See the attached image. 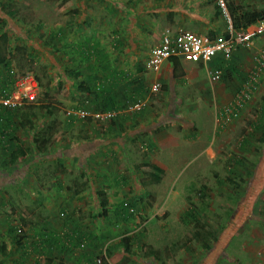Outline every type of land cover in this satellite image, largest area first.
<instances>
[{"label":"rangeland","instance_id":"374dc122","mask_svg":"<svg viewBox=\"0 0 264 264\" xmlns=\"http://www.w3.org/2000/svg\"><path fill=\"white\" fill-rule=\"evenodd\" d=\"M155 1L158 5L160 4L157 8L159 12L149 11L151 9L147 5L149 4L150 7L153 0H94L93 11L98 22L91 26L90 21L77 22L81 13L79 8L84 11L80 4L84 2L77 0H0V3L8 4L7 9L12 8L15 11L13 18L6 16L7 9L0 11L2 19L7 22L5 29L9 32L7 36L12 54L10 56L12 68L16 74L24 72L33 74L39 82L36 98L31 102L22 103L17 113V116L21 114L31 120L34 126V130H19L16 133L22 146L28 148V151L25 156L17 160L16 165L10 171L0 168V258H6L7 262L4 264H15L13 261L10 262L14 258L24 261L26 250L20 245L26 241H32L36 231L49 230L47 219L49 220L50 214H44L41 194L49 185L53 186L60 181L62 173H58L57 170L55 156L57 152L66 150L69 145L76 144L80 139L87 138L85 134H90L93 139V135L103 129L101 123L94 121L90 115L84 120H75L72 124H68L69 112L75 108L86 105L89 113L95 112L89 99H86L88 94L77 90V82L82 81L86 86H93L92 79L98 81L102 78L103 72L109 67L108 60H113V52H118L117 57L126 56V52L129 58L125 64L129 69H136L143 60L140 58V62L138 61L139 54L141 53L140 55L145 58L149 47L157 42V37H153L147 29L141 26L147 19L141 18L138 22L134 20L137 17L135 9L142 13L148 11L145 17L149 19L161 17L166 24L160 26V30L169 26L170 23L167 21L175 17V13L177 17H183L190 26V30L195 32L215 36L213 32L218 31L220 32L218 35H221L227 28L226 16L222 12L219 15L215 13L219 11L216 0H206L200 5L197 4L198 0ZM241 4L249 8L245 3L241 2ZM102 16L113 26H103ZM11 22H14L17 28L13 25L9 26ZM119 22L122 27H116ZM135 28H139L140 31L133 32ZM115 32L119 38L123 35L127 36L122 39V46L118 43L121 39L115 42L118 38L114 36ZM87 36L100 38L102 41L97 43V56L94 57V61L81 64L71 49V42L76 44L77 40H82ZM134 49L140 53L134 54ZM72 70H80L78 80L69 77L68 72ZM239 71L242 76L246 73L241 68ZM104 87L105 89L100 91L103 99L109 98L112 89ZM163 90L161 87L158 93L152 95L150 100L153 104H158L157 100L161 99ZM91 92V95L95 94L94 89ZM256 92L234 118V126H238L233 127L229 133L231 136L229 140H218V146L214 144L213 148L204 143L182 155L175 154L173 158L176 159L171 162V170L167 172L160 187L155 185L156 183L150 176L143 174L137 163L134 165L136 167L129 169L123 176V186L128 184V193L117 197L118 201L109 205V211L104 208V213L99 217H102L106 224H111L113 228L117 220L115 214L121 213L119 205L121 202H127L133 205V215L124 222L133 226L127 224V227L116 235L115 238L119 239L117 243L109 245L104 250L94 251V255L87 258L86 262L91 259L92 263H97V260L106 255V258L112 256L110 258L114 264H136L138 260L133 255L137 251L135 242L131 240L132 254H127L123 250L121 239L127 236L126 232H130L136 223L137 225L143 223L154 214H157L156 220L166 221L163 223L167 227L171 223L168 222L169 214H181L185 207L193 208L192 214L194 217L197 215L198 223L187 217L189 226L201 224L206 225L212 231L216 228L223 232L231 229L229 232L231 234L223 239V247L226 243H235L233 238L236 234H241V231L254 230L257 225L253 220V214L258 212L264 214V95L258 96ZM141 93L145 96L149 95V91ZM228 104L212 105L208 110L210 116L202 123L204 128L207 127V130L203 132V140L210 144H213L218 137L217 133L220 131H216L214 126H219L218 123L226 118L220 115ZM248 104L249 107L246 108ZM157 108L159 110L161 106ZM49 111L52 115L47 114ZM217 112L218 115L220 114L218 119L213 115ZM196 114L199 115L200 112L197 111ZM51 120L53 122V129L50 131L52 138L43 145L47 147V151L40 152L33 149L30 143L31 135L43 127V122ZM193 137H196V134ZM205 147H211L215 152L212 160L204 151ZM104 154L105 151L102 152V155ZM0 158H3L1 148ZM81 161L84 162V158ZM98 161L97 159L96 162ZM90 162L96 163L95 160L89 162L85 160V164ZM80 173L70 172L64 176V179L69 182L68 188L71 192L83 183L84 177ZM202 185L207 189L202 190ZM157 188L160 190L158 195ZM175 191L178 192L177 195L174 194ZM116 194L117 192L114 196ZM98 198H101V195H98ZM82 215L80 214L79 217L78 214H73L74 218L79 221L90 219L89 215H92L93 222L91 223L93 224L89 228H95V232L100 231L103 224H99L96 214L91 212V214ZM189 216L193 217L191 214ZM58 217L65 219L60 212ZM86 225H89V222ZM53 226L55 225L50 224V227ZM12 227H16V230L12 231ZM112 232L115 233L113 229ZM16 235H19V239L15 242L14 236ZM104 235H109V233L105 231ZM128 236L131 238L133 233H129ZM41 239H44L43 236ZM157 243L160 244V240ZM77 249L80 255L81 253L83 256L89 255L90 251L84 247H77ZM30 250L34 251L33 247ZM201 250L198 243L194 244V247H189L185 255L186 264H191V259L201 258ZM222 252L225 257L226 254ZM233 253L234 251L230 249V254ZM51 255L57 257L63 264L57 252L56 255L53 252ZM73 255L74 252L71 253V256ZM28 257L35 261L37 256L32 252ZM105 262H107L106 259ZM173 263L176 264L175 261ZM226 264L230 263L227 261Z\"/></svg>","mask_w":264,"mask_h":264},{"label":"crops","instance_id":"0c3cea01","mask_svg":"<svg viewBox=\"0 0 264 264\" xmlns=\"http://www.w3.org/2000/svg\"><path fill=\"white\" fill-rule=\"evenodd\" d=\"M93 1H79L81 3L84 2L80 4L84 11L79 8L81 13L77 22L90 21L91 26L98 22L93 11ZM203 1L206 0H198L197 4L200 5ZM233 1L238 4L243 2L249 9L264 11V0ZM159 5L153 0L150 7L149 4L147 7L151 9L149 11L159 12L157 9ZM94 7L96 8L97 4ZM135 12H137V17L134 20L138 22L141 18L147 19L141 26L144 27L143 29H147L153 37L156 36L157 41L160 34L166 29L174 30L180 27L190 30V26H188L184 18L177 17L176 13L175 17L167 21L170 23L169 26L160 30V26L166 24L161 20V17L159 19L155 17L149 19L145 17V13L148 11L142 13L140 10L135 9ZM205 17L207 16L205 15ZM101 20L103 26H113L104 16H102ZM12 25L17 28L14 22L9 24V26ZM6 27L7 25L4 26V28ZM116 27H122L121 22L117 23ZM135 31H140V29L135 28L133 32ZM116 32L115 37L118 36ZM6 33L9 34L8 31ZM213 33L215 36L224 34L218 35L220 34L218 31ZM124 37L127 36L123 35L122 38L118 36L115 42L121 39V42L118 43L122 46ZM77 41V43L93 44L101 42L102 39L87 36V38ZM262 43L263 37H260L255 40L252 48L236 50L232 59L227 63H223L221 68L222 76L215 83L209 81L208 74L212 67H215L218 64L217 62L221 61L220 59H215L213 64H202L193 63L182 58H172L164 61L159 71L146 72L144 70V60L147 54L143 58L140 55L141 53L134 49V54L140 53L138 61L140 62V58L143 60L142 64L138 65L136 69H129L127 64H125L128 62V54L125 52L126 56L117 57L118 52L112 51L113 60H108L109 67L103 72L102 78L98 81L93 78L92 81L97 91L102 86L104 89V86H107L110 90H114H111L110 97H116L117 107L123 105L125 97L147 92L154 82H159L164 90L161 93V99L157 100L158 104L151 102V96L141 113L125 114L114 121V123H110L108 126L103 127L104 129L97 131L93 135V139L90 134H85L87 138L80 139L76 144L69 145L66 150L57 152V154L63 153V167L58 172L62 174L60 181L53 186L49 185L45 189H48L47 192L44 190L41 194L44 214H50V217L49 220L47 219L49 230L42 229L40 233H42L44 238L41 240L44 244L47 243L49 236H51L52 242L50 244L56 245V247L53 245L56 249H52V252L55 255L57 252V255L61 256L63 264H95L96 262L92 263L91 259L86 262L87 258L94 255V251L104 250L109 245L119 241V239L115 238L116 235L130 223L124 222L125 219L120 218L119 214H115L117 219L115 224L117 226L115 225L112 228L111 224H106L99 215L103 214L105 209L108 210L110 204L117 202V197H122L126 192L128 193V184L123 186V176L129 169L132 170L136 163L143 174H147L150 177L151 174L148 169H145V166L149 164L158 166L163 171V174L160 181L155 185L160 187V183L166 178L167 172L171 170L170 165L176 159L173 158L175 154L182 155L204 143L211 145L213 148L214 144L218 146V140H229L231 138L229 133H231L233 127L238 126H234V118L236 116L229 120H222L218 123L219 126H214L215 130L220 132L217 133L218 137L213 144L203 140V132L205 129L207 130V127L204 128L202 123L210 116L208 110H210L212 105L222 106L232 101L236 89L246 78V75H240V68L247 72L252 67L253 57L260 49ZM71 49L75 53L73 42H71ZM114 77L119 80L118 83ZM107 92L110 91L107 90ZM256 93L258 96L264 95V79ZM97 95L99 97V93ZM212 98L214 99L213 101ZM99 105H101L100 102ZM160 106L161 109L158 110L157 107ZM248 107L249 104L246 108ZM197 111L200 112L199 115L196 114ZM213 115L218 119L220 114L218 115L217 112V114ZM89 132L91 133V131ZM194 134H196V137H193ZM212 148H204L210 160L215 156ZM103 151H105L104 155H102ZM82 158H84V162L81 161ZM97 159L99 160L98 162H96ZM85 160H88V162L95 160L96 163L85 164ZM70 172H81L80 174L84 177L83 183L79 187L72 189V192L68 188L69 182L64 179V176ZM203 187L204 185H202ZM157 190L158 195L160 190L159 188ZM116 192L117 196H114ZM174 194L177 195L178 192L175 191ZM98 195H101V198H98ZM190 209L191 207H185L182 209L181 214H169L168 222L171 223L167 227L163 223L166 221L156 220L157 214H154L153 217L145 222L138 225L136 223L130 232H126L127 236L129 233H133L130 241L135 242L137 247L135 257L138 261H136V264H174V261L176 264L178 262L186 264L185 255H187L189 250L187 247H194V244L197 243L194 239L189 240L191 234H193L192 225L189 226L188 218L184 213ZM59 212L65 219L62 220L58 217ZM91 212L97 215L99 224H103L99 232H95V228H89L93 224L91 223L93 222L92 215H89L90 219L86 218L85 221L83 219L79 221L73 216V214H78L80 217V214L88 215ZM253 218L257 225L254 227L255 229H251L249 232L241 231V234L234 236L235 243H226L224 247L223 239H225L226 235L231 234L229 233L231 229L228 232H223V230L215 228L212 232L215 233L216 239L209 243L208 249L201 247V258L191 259L190 263L226 264L228 261L230 264H264V214L255 213ZM126 220H129V218ZM184 220L186 221L183 222ZM71 222H73V225H71ZM87 222H89V225H86ZM50 224L55 226L50 227ZM112 229L115 233L112 232ZM105 231L109 235L105 236ZM196 232L194 231V233ZM36 238L30 242L26 241L20 246L25 250H29ZM159 240L160 244L157 243ZM48 245L45 246L46 251ZM77 247H84L87 251H90L88 252L89 255L83 256L82 253L80 255ZM230 249L234 251L233 254H230ZM222 251L226 254L225 257H223ZM72 252H74L73 256H71ZM140 252H143V254ZM110 257L112 256L106 258L107 262H102L101 259L96 264H114ZM24 258V261L14 258L10 262L13 261L15 264H21L20 262H23L22 264H36V261L31 260L32 255L31 258ZM58 263L60 264V261Z\"/></svg>","mask_w":264,"mask_h":264},{"label":"trees","instance_id":"16d2710c","mask_svg":"<svg viewBox=\"0 0 264 264\" xmlns=\"http://www.w3.org/2000/svg\"><path fill=\"white\" fill-rule=\"evenodd\" d=\"M77 1H83V0H77ZM223 2L225 4V8H226L227 14L229 16L231 25L235 30H239V29L245 28L249 25L255 24L256 22H258L260 19H262L264 17V11L249 9L247 7H244L242 4L235 3L233 0H223ZM0 7H1V10L5 11L8 7V4L1 2ZM217 7H218L219 11H216L215 13L219 15L221 13V8L219 6H217ZM5 14H6V16L13 18L15 16V11L12 8L7 9ZM6 24H7V22L4 21L0 15V148L2 149V157H3V158H0V168L10 171L16 165L17 160L19 158H22L23 156H25L26 152L28 151V148H26V147L24 148V146H22V143L18 139L16 133L19 130H24V131H27L28 129L32 130L34 128V126L31 123V120L26 119V117H24V115L20 114L19 116H17L18 110L20 109V106L22 104L11 106V105H5L2 102L3 99H9L10 98L12 92L16 89V83L19 80V78L25 76V74L27 73V72H24L23 74H16L15 70L12 68V59H10V56L12 54H11V50L9 47L8 36H7L6 30L4 28V26ZM208 36L210 38L213 37L211 35H208ZM96 46H97V43H93V44L76 43V44H74L73 50L76 53L75 57L78 58V61L81 64H83L85 62L90 63V62L94 61V57L97 56ZM79 73H80V70H72L71 72L70 71L68 72V75L72 79L78 80V77H80ZM32 76L37 83L38 91H39L38 78H36L33 74H32ZM114 79L117 83L119 82V80H117L115 77H114ZM77 85H78L77 90H79L82 93L88 94L86 99H89V102H90V104L93 107V110L95 112L118 111V110H121L124 108L123 107L124 105L118 106V107L116 106V104H117L115 102L116 97H109V98L106 97L103 99L102 92H100V91H102V89H104L103 86L99 87V89L97 91V90H95L94 85L91 86V88H90V86H88V85L86 86V84L83 83L82 81L77 82ZM92 89L95 90L96 95H97V93H99V97H97L95 94L91 95ZM134 97L144 99L145 94L139 93V94H135L133 96H128V97H125L124 101L128 100V99L134 100L135 99ZM94 99L96 101H94ZM124 101H123V104H124ZM24 102H22V103H24ZM85 102H86V100H85ZM99 102L101 103V105H99ZM85 106L86 105L79 107V108H75V110L76 109H83V110L88 111L87 107H85ZM98 106H99V109H97ZM143 109L139 113H141L143 111ZM47 114L52 115L50 113V111L47 112ZM134 114H138V113H134ZM17 117H19V119ZM87 117H89V116H87ZM120 117H123V115L114 118L112 121L109 122V124L114 123V121L120 119ZM69 118H70V121L68 122L69 125L72 124L75 120L81 121V120L86 119V118H84V119L75 118L72 115H69ZM16 119H18V120H16ZM47 122H43V124H42L43 127H41V128L38 127L39 128L38 131L34 132L30 138V143L33 146V149L38 150L40 152L47 151V147L43 146V145L45 142L47 143V141H49L52 138V133H50V131L53 129V122H52V120L49 121L48 123ZM261 140H262V138H261ZM54 154H56V152ZM55 156L57 158V167H58L57 170L61 171L62 167H63V163H62L63 153L56 154ZM145 169L149 170L151 177H152V181L154 183H158L160 181L161 176L163 174V171L158 166H156L154 164H149V165L145 166ZM202 189L206 190L207 187H203ZM119 206L121 209V213L119 214L120 218L126 220V219L132 217V215H133L132 214V211H133V207H132L133 205L132 204H129L127 202H121V204ZM192 212H194L193 208H191L189 211H186L184 214H186V216L188 215L187 216L188 218H190L193 221H195L196 223H198L196 221L197 215H195V217H194ZM190 214L193 217L189 216ZM15 230H16V227H12V231H15ZM192 231H193V234H191V238L189 240H192V239L196 240V242L200 245V247H203L205 249H208L209 243L212 240L216 239L215 233L212 232V230L210 228H207L206 225L203 226L201 224H192ZM194 231H197V232L194 233ZM41 236H42V233L36 231V234L34 235V237H37V238L33 241L34 244L32 246L34 251L30 250L28 248L29 250H26L24 252V256L28 257L30 255V253L33 252V253L37 254V258L35 260L36 264H59L58 258L53 257L51 255L52 249H56L55 248L56 245L50 244L52 242L51 236H49L47 243H45V245H43V246H41L42 244H44L43 241H41L42 240ZM18 239H19V235L14 236L15 242ZM121 241H122V246H123L124 252L127 254H132V250L130 248V245H131L130 237L124 236V237H122ZM47 245H48V247H47V251H46L45 246H47ZM51 245H52V247H51ZM53 245L55 247H53ZM189 247L190 246H188L187 249ZM141 254H143V252ZM5 255H7V254H5ZM133 255H135V254H133ZM101 259H102V262H105L106 255L103 256L102 258H100L99 260L101 261ZM5 262H7L6 258H4V257L0 258V264H4ZM20 263L22 264L23 262H20Z\"/></svg>","mask_w":264,"mask_h":264},{"label":"built area","instance_id":"2783aa9c","mask_svg":"<svg viewBox=\"0 0 264 264\" xmlns=\"http://www.w3.org/2000/svg\"><path fill=\"white\" fill-rule=\"evenodd\" d=\"M216 2L227 16L223 0H216ZM260 37H263V43L253 57L252 67L247 71L246 78L236 89L232 101L221 112L220 116L226 117L223 119L225 121L237 116L238 112L258 90L264 79V17L255 24L239 30H235L229 21L223 36L211 38L206 34L180 27L174 30L166 29L160 34L157 43L149 49L144 60V70L146 72H157L164 61L172 58H182L193 63L202 64H210L215 59L228 62L237 49H250L255 40ZM221 76V68L215 66L209 71L208 79L211 83H215ZM161 87L159 82H154L149 88L148 96L144 99L134 97V100H125L124 108L118 111L89 113V111L79 109L71 110L69 115L81 119L90 115L94 121L101 123L102 127H106L110 121L118 116L139 113L146 106L150 96L158 93ZM37 92L38 86L35 79L32 74L26 73L17 81L16 89L12 92L10 98L3 99L2 102L11 106L21 105L24 101H33Z\"/></svg>","mask_w":264,"mask_h":264},{"label":"clouds","instance_id":"9594fccd","mask_svg":"<svg viewBox=\"0 0 264 264\" xmlns=\"http://www.w3.org/2000/svg\"><path fill=\"white\" fill-rule=\"evenodd\" d=\"M218 6H219V5H218ZM221 12L223 13L222 10H221ZM223 14H224V13H223ZM226 14H227V11H226ZM224 15H225V14H224ZM227 17H228V18H227ZM226 18H227V25H228V23H229V21H230L228 14H227ZM230 23H231V22H230ZM226 29H227V28H226ZM225 31H226V30H225ZM224 33H225V32H224ZM223 35H224V34H223ZM223 35H221V36H223ZM213 37H218V36H213ZM253 46H254V45H253ZM253 46H252V47H253ZM252 47H251V48H252ZM237 50H238V49H237ZM233 54H234V53H233ZM231 59H232V58H231ZM231 59H230V60H231ZM230 60H229V61H230ZM229 61H228V62H229ZM217 63H218V64H217L216 66H219L220 68H222V63H227V62L220 61V62H217ZM221 70H222V69H221ZM246 73H247V72H246ZM246 73H245L243 76H245ZM148 91H149V90H148ZM150 97H151V96H150Z\"/></svg>","mask_w":264,"mask_h":264}]
</instances>
